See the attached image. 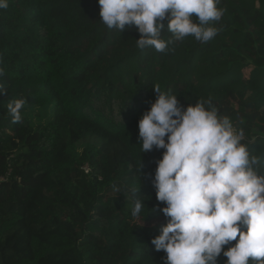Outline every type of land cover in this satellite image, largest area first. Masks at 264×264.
I'll return each instance as SVG.
<instances>
[{"label":"trees","instance_id":"trees-1","mask_svg":"<svg viewBox=\"0 0 264 264\" xmlns=\"http://www.w3.org/2000/svg\"><path fill=\"white\" fill-rule=\"evenodd\" d=\"M217 6L212 40L188 36L165 52L139 49L134 28H107L97 0L0 9V264H138V233L167 222L152 183L163 149L142 154L138 143L153 86L185 107L210 98L243 130L250 156L264 157V0ZM18 99L26 104L13 123ZM135 199L145 205L138 218Z\"/></svg>","mask_w":264,"mask_h":264},{"label":"clouds","instance_id":"clouds-1","mask_svg":"<svg viewBox=\"0 0 264 264\" xmlns=\"http://www.w3.org/2000/svg\"><path fill=\"white\" fill-rule=\"evenodd\" d=\"M97 2L107 28H134L137 47L157 52L174 50L170 46L188 36L207 43L219 31L212 22L224 14L220 0ZM7 7L8 0H0V9ZM165 30L172 34L167 41L161 38ZM4 75L0 67V81ZM153 89L156 99L138 121V143L142 154L163 149L152 183L167 222L151 244L166 254L164 264H217L221 254L224 264H264V174L258 167L264 157L250 156L243 130L219 115L210 98L185 107L178 96ZM0 95H6L2 82ZM25 104H8L13 123L22 121ZM144 208L135 199L131 216L138 218Z\"/></svg>","mask_w":264,"mask_h":264},{"label":"rangeland","instance_id":"rangeland-1","mask_svg":"<svg viewBox=\"0 0 264 264\" xmlns=\"http://www.w3.org/2000/svg\"><path fill=\"white\" fill-rule=\"evenodd\" d=\"M246 71L247 75V70ZM163 222L157 223L156 221H153L149 226H148V231L147 232H139L136 238V243L141 245L142 251H141V256L138 261V264H154L155 262V254L158 252L155 250L154 245L151 244V240L159 234L160 227L163 225ZM223 254L218 258L217 264H219L222 259H223Z\"/></svg>","mask_w":264,"mask_h":264},{"label":"built area","instance_id":"built-area-1","mask_svg":"<svg viewBox=\"0 0 264 264\" xmlns=\"http://www.w3.org/2000/svg\"><path fill=\"white\" fill-rule=\"evenodd\" d=\"M87 169V168H86Z\"/></svg>","mask_w":264,"mask_h":264}]
</instances>
